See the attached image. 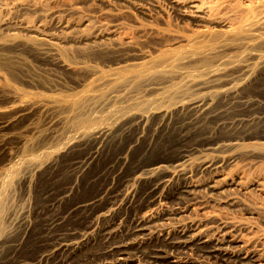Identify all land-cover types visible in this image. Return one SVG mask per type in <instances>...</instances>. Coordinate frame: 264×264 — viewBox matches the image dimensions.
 Here are the masks:
<instances>
[{
  "label": "rangeland",
  "instance_id": "obj_1",
  "mask_svg": "<svg viewBox=\"0 0 264 264\" xmlns=\"http://www.w3.org/2000/svg\"><path fill=\"white\" fill-rule=\"evenodd\" d=\"M41 1L36 10L15 5L13 23L40 22L48 31H57L56 12L68 0ZM72 1L77 9L70 17L77 25L70 29L88 34L97 27H108V34L100 37L108 47H97L92 40L67 39L61 52L70 66L61 67L53 58L38 52L34 37L18 29L24 38L22 44L15 52L0 51V73L6 90L0 93V125L16 116L9 127H0V264H12L18 259L36 261L43 248L47 220L95 195L106 183L105 168L132 135L111 140L85 171L77 173L76 161L86 157L96 145L94 138L88 136L96 126L119 124L122 115L145 110L155 118L158 110L176 101L205 95L208 88L204 81L210 75L218 81L209 84V94H217V99L222 100L220 94H225L227 81L243 73L244 78L235 80L239 93L260 98L259 108L264 106V18L261 24L258 16L249 20L248 35L225 33L221 24H215L213 40L225 48L206 63L199 57V48L185 39L199 28L197 20L190 13L182 15L169 0ZM118 40H128L130 44L115 47ZM19 52L21 59L13 60L12 56ZM126 57L137 64L123 61ZM4 66L15 70L16 76L10 77ZM12 93L20 95V105L6 110L3 106ZM42 104H47L48 109ZM30 107L29 113H23ZM223 141L231 143H224L225 146ZM186 144H197L202 149L186 163L192 177L188 180L199 183L200 206L197 210L186 206L182 221L202 219L232 226L258 252V260L249 264H264V123L251 122L214 132L200 129L186 139H182L177 128H170L157 138H143L131 150L125 172L152 162L173 160ZM205 144L209 148L203 147ZM207 158H215L220 167L206 179L199 170ZM27 171L29 176L22 177ZM212 177L224 185L221 192L212 193L206 188L208 180H215ZM147 184L144 182L142 187ZM63 192L67 193L65 198ZM185 205L179 207L169 200L165 206L168 211H175ZM22 209L30 211L35 228L20 246L13 248L11 243L20 237L19 230L13 231V220ZM170 217L164 220L169 225L176 221ZM85 223L87 219L78 216L69 218L65 225L83 228ZM187 250H174L180 260H188L187 264H241ZM141 253V264H169L166 252L152 260L148 252Z\"/></svg>",
  "mask_w": 264,
  "mask_h": 264
},
{
  "label": "bare ground",
  "instance_id": "obj_2",
  "mask_svg": "<svg viewBox=\"0 0 264 264\" xmlns=\"http://www.w3.org/2000/svg\"><path fill=\"white\" fill-rule=\"evenodd\" d=\"M41 2V0L17 2L0 0V51L12 49L15 52V49L17 50L22 44L24 38L18 34V29L26 30L31 37H34L37 40L34 44L38 52L45 57L53 58L61 67L70 66L61 52L62 44L67 39L92 40L97 47L109 46L100 39L101 36L108 34L110 31L108 27H97L88 34H78L70 29L71 26L77 25L70 17L71 12L77 9L71 0L66 1L65 6L57 10L55 17H58L56 21L58 30L56 29L55 32L48 31L44 23L40 24V22L39 25H31L25 20L13 23L11 15L15 5L36 10ZM169 2L182 15L190 13L189 15L192 14L197 20L199 28L195 30L192 37L185 39L199 48V57L204 58L206 63L211 58L219 56L225 48L223 43L213 40L212 27L215 24H221L222 31L225 33L237 31V33L247 34L248 30H251L249 20L256 19L258 16V23L261 24L264 18V10L261 11L264 0H246L244 3L236 0H169ZM87 21L90 22V19L87 18ZM253 34L254 32L250 33V35ZM245 38H247L246 35ZM128 44H130L128 40H118L115 47H124ZM13 57V60L19 61L20 52ZM126 58L123 61L135 65L136 61ZM5 66L7 74L12 78L15 77L16 74L13 72L15 70L11 71L10 66ZM242 75L227 81L225 94H220L222 100L217 99V94H211V92L209 94V84H215L218 81V78L210 75L204 81V86L208 90L203 96L176 101L158 110L157 114L154 111L155 118L146 110L124 114L119 124L103 123L88 132V136L94 138L96 145L94 144L95 147L86 157L76 161L77 173L85 171L90 163L97 156L99 157L104 146L114 138L130 134L132 137L116 158L106 168L104 167L107 181L95 195L73 203L65 212L62 210L63 212L59 215L47 220L46 225L44 224L46 233L43 248L37 260L30 262L31 260L18 259L12 264H141L138 258L141 252H148L151 260L163 257L162 253L166 252L169 264H187L188 260L182 261L183 259H179L180 256L175 255L178 252L174 253V250L180 248L199 252L202 256L210 254L227 261L234 259L241 264L256 262L258 252L252 249L248 240L238 235L232 226L214 224L202 219L185 223L181 219L186 210H197L200 206L198 205L199 183H195L193 181L195 179L188 180L191 175L186 167L192 155L202 150L199 145H183L178 157L173 160L156 161L139 166L130 173L125 172L131 150L143 138H157L170 128H177L182 139H186L200 129L214 132L225 127L238 128L251 122L264 123V106L259 108L260 98L239 93L240 90L236 84L238 82L235 83V80ZM2 79L0 73V93L4 94L6 90L2 85ZM10 95L12 98L7 101V105H2L6 110L20 105L18 101L20 95L18 93ZM42 106L48 109L47 104ZM23 111L27 114L31 111V107ZM15 117L6 119L0 127H9ZM224 143L231 142L223 141ZM203 147L209 148L207 145ZM218 166L215 158H207L202 161L199 171L203 176H207V179L209 175H215L219 171H217ZM29 173L30 171H27L22 177L27 178ZM146 181L148 184L142 187ZM219 181L218 179L208 180L205 184L208 191L210 189L212 193L221 192L224 185ZM65 194L62 198L66 197ZM169 200L175 201L179 207L187 205L183 206L184 209L177 206L178 210L168 211L165 205ZM31 216L30 211L26 209L18 211L15 216L13 231L19 230L20 237L13 243L10 242L13 248L20 246L32 231L35 219ZM78 216L87 219L83 228L73 227L74 224L72 227L67 224L69 227H66L65 224L69 218ZM167 216H171L170 219L174 218L176 221L170 225L165 223ZM95 246H97L96 250ZM168 250L170 253L167 252ZM167 259L165 257V260Z\"/></svg>",
  "mask_w": 264,
  "mask_h": 264
}]
</instances>
